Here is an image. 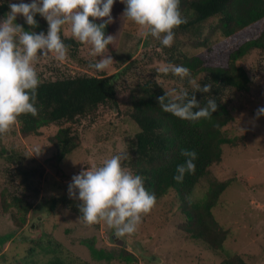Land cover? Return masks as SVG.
I'll return each mask as SVG.
<instances>
[{
  "label": "rangeland",
  "instance_id": "obj_1",
  "mask_svg": "<svg viewBox=\"0 0 264 264\" xmlns=\"http://www.w3.org/2000/svg\"><path fill=\"white\" fill-rule=\"evenodd\" d=\"M24 2L31 3L32 0ZM125 7L121 10L113 6V18L117 9L122 16ZM16 22L25 30L47 34V21L35 28L27 25L22 16ZM216 23L212 20L205 24L201 39L211 35ZM113 27L114 51L105 53L111 55L113 63L106 71L89 67L98 57L90 54L89 45L79 43L78 55L72 58L68 51L63 62L52 55L40 57L34 64L40 82L68 73L113 76L119 72L117 87L120 98L127 107L130 106L138 93V84L156 75L159 67L170 63L168 56L153 43L157 39L145 37L143 30L126 17L114 20ZM36 28L41 31H36ZM62 34L75 40L67 25L63 26ZM197 40L198 36L189 34L180 36L177 44L185 53L194 55L203 51ZM212 40L218 42L222 35L216 33ZM238 65L249 74L250 84L246 93L229 88L223 97L225 107L234 117V121L224 129L233 145L222 147V161L211 168L192 196L195 201L204 200L213 183L231 181L213 210L219 225L228 233L219 251L186 236L182 204L174 192L156 203L134 234L123 238H117L113 229L104 223L86 226L79 220V201L70 199L68 195L72 177L82 169L102 165L117 153L126 154L122 164L128 168L127 161L134 152L137 126L117 109H102L97 117H82L74 125L55 123L41 129L36 136H23L21 124L17 122L10 134L0 137V192L32 202L25 229H17L12 220V214L22 220L19 209L11 208L9 213L0 209V264H11L14 260L22 264H49L56 258L71 264H224L226 259L234 256H243L247 264H264V116L256 119L257 109L264 107V51H251ZM199 79H195L197 83ZM157 80L165 90L175 89L177 93L191 87L188 78L181 80L171 73L160 74ZM70 126L79 137L80 145L66 156L58 170L51 169L47 164L53 158L55 148L49 140L60 129ZM24 172L43 173L39 183L32 180L33 187L39 190L37 197H34V192H31L33 198L26 193L27 184L20 176ZM46 236H51L61 245L57 249L52 246L56 253L39 248L31 253L35 242L40 240L46 242L44 246L49 250ZM91 247L112 255L114 259L97 260L91 253ZM124 252L133 253L136 256L134 261L125 259Z\"/></svg>",
  "mask_w": 264,
  "mask_h": 264
},
{
  "label": "trees",
  "instance_id": "obj_2",
  "mask_svg": "<svg viewBox=\"0 0 264 264\" xmlns=\"http://www.w3.org/2000/svg\"><path fill=\"white\" fill-rule=\"evenodd\" d=\"M9 2L15 3L14 0H0L2 17L10 11ZM114 6L122 10L124 4L116 0ZM180 10L188 23L175 30L173 46L164 47L159 40H154L153 43L168 56L170 64L188 68L191 78H200L198 83L202 86L212 84L211 93L195 94L201 108L207 106L208 98L216 100L218 108L210 118L188 121L165 112L157 100V97L165 95L166 91L157 80L160 77L158 73L138 84V93L128 107L120 98L117 87L119 72L113 76L68 73L57 76L51 81H41L37 90L38 115L35 117L31 114L22 115L18 122L21 124V134L28 137L39 135L41 129L55 123L66 122L74 125L82 117H97L102 109L119 110V113L129 117L138 128L133 156L127 161L129 170L144 177L146 189L155 194L157 202L170 192H174L182 204V215L187 224L184 229L186 236L202 241L210 249L219 251L228 233L219 225L213 210L231 181L213 183L204 200L195 201L192 196L211 168L222 161V147L233 145V141L225 135L224 129L234 121V117L225 107L223 97L229 88L237 89L242 93L248 92L250 76L238 65V62L253 50L264 51V0H180ZM121 17L117 9L114 20H119ZM35 19L39 25L46 23L39 14ZM212 20L217 23L212 28L211 35L201 39L206 30L205 24ZM216 33L222 35V40L218 42L212 40V36ZM105 34L115 36L113 23L107 26ZM189 34L198 36L197 42L203 51L189 55L181 49L180 44H177L180 36ZM61 38L68 45L70 56L76 57L80 51V44L64 37L62 31ZM112 44L107 49L110 52L114 51ZM193 91L192 87L187 90L189 96ZM49 141L54 146L55 152L47 165L54 170H58L66 156L73 153L80 145L79 137L74 133L72 126L60 129ZM181 149L194 150L197 159L194 162L195 173L185 174L183 182L178 183L173 177L176 175L177 165L182 164L185 159L180 154ZM42 175V172L39 174L24 172L20 175L23 176L21 178L23 183L27 184L26 193L30 198H33L31 192L35 193L34 197L39 194L38 188L33 187L32 180L39 183ZM11 208L19 209L22 220L17 219L14 214L12 220L17 229H23L27 225L26 216L32 208V202L0 192L1 211L9 213ZM50 237L46 236L49 250L44 246L46 242L40 240L35 242V248L30 252H36L39 248L42 251L45 249L53 254L56 253L52 246L57 249L61 245ZM91 253L97 260L114 259L112 255H105L92 247ZM123 256L129 261H134L136 258L131 252H124ZM11 264L22 263L14 260ZM49 264L71 263L56 258ZM81 264L87 263L81 262ZM224 264H247V262L243 256H234L226 259Z\"/></svg>",
  "mask_w": 264,
  "mask_h": 264
},
{
  "label": "clouds",
  "instance_id": "obj_3",
  "mask_svg": "<svg viewBox=\"0 0 264 264\" xmlns=\"http://www.w3.org/2000/svg\"><path fill=\"white\" fill-rule=\"evenodd\" d=\"M125 10L122 17L139 26L145 37L151 36L162 46L171 48L175 30L188 23L180 10V0H120ZM116 0H32L25 3L9 2V12L0 18V137L10 134L22 115H38L37 90L40 79L34 64L40 57L49 55L63 62L68 55V45L61 38L63 26L70 28L72 37L80 44L91 47V55L98 57L89 67L106 71L113 63L106 55L115 36L105 34L107 26L114 22L112 16ZM39 14L48 23L47 34L25 30L17 18L22 16L31 28L38 27ZM102 21V22H97ZM158 74L188 78L193 93L186 90H166L157 97L160 107L173 116L188 121L210 118L218 105L213 98L201 108L196 93L208 94L212 84L201 85L191 78L190 70L182 65L166 64L157 69ZM167 101V102H166ZM264 116V107L258 108L256 119ZM184 162L177 165L173 177L182 183L185 174H194L197 153L181 149ZM127 156L117 153L102 165L81 170L68 185L70 199L78 200L79 220L86 226L100 223L113 229L117 238L134 234L143 218L156 205L155 194L145 187L144 177L133 174L122 161Z\"/></svg>",
  "mask_w": 264,
  "mask_h": 264
},
{
  "label": "built area",
  "instance_id": "obj_4",
  "mask_svg": "<svg viewBox=\"0 0 264 264\" xmlns=\"http://www.w3.org/2000/svg\"><path fill=\"white\" fill-rule=\"evenodd\" d=\"M0 18H2V16L0 15Z\"/></svg>",
  "mask_w": 264,
  "mask_h": 264
}]
</instances>
